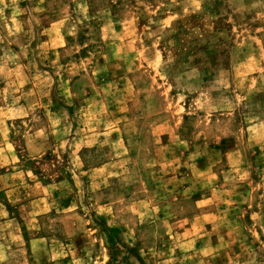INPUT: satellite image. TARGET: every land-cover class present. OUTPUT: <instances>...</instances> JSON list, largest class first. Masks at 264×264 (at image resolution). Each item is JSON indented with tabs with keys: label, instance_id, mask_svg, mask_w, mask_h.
<instances>
[{
	"label": "rangeland",
	"instance_id": "374dc122",
	"mask_svg": "<svg viewBox=\"0 0 264 264\" xmlns=\"http://www.w3.org/2000/svg\"><path fill=\"white\" fill-rule=\"evenodd\" d=\"M0 264H264V0H0Z\"/></svg>",
	"mask_w": 264,
	"mask_h": 264
},
{
	"label": "crops",
	"instance_id": "0c3cea01",
	"mask_svg": "<svg viewBox=\"0 0 264 264\" xmlns=\"http://www.w3.org/2000/svg\"><path fill=\"white\" fill-rule=\"evenodd\" d=\"M9 176V179H12V178H14V176L11 174V173H8L7 175H4V177H8ZM15 185L13 184H9V185H7V186H5L4 188H3V190H4V192H5V194H7L8 192H13V191H15ZM15 201V200H14ZM12 201L11 200H9V198H7L6 199V201H5V203H6V205L8 206V205H10V203H11ZM10 207V206H9ZM10 220H12V219H10Z\"/></svg>",
	"mask_w": 264,
	"mask_h": 264
}]
</instances>
